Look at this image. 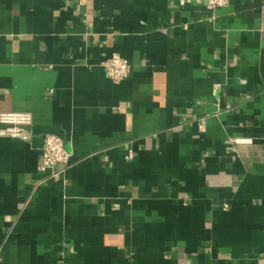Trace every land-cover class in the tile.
<instances>
[{"label":"crops","instance_id":"1","mask_svg":"<svg viewBox=\"0 0 264 264\" xmlns=\"http://www.w3.org/2000/svg\"><path fill=\"white\" fill-rule=\"evenodd\" d=\"M1 112L0 264H264V0H0Z\"/></svg>","mask_w":264,"mask_h":264},{"label":"built area","instance_id":"2","mask_svg":"<svg viewBox=\"0 0 264 264\" xmlns=\"http://www.w3.org/2000/svg\"><path fill=\"white\" fill-rule=\"evenodd\" d=\"M205 5L210 10L225 7L230 0H194ZM111 80L120 83L131 74L129 60L118 53H114L102 63ZM33 116L29 112H1L0 113V137H10L28 142L32 139ZM200 130H205L204 119L198 120ZM234 144H251L250 138L236 137L232 139ZM132 159L133 155L130 154ZM70 165V153L64 146V140L56 134H46L43 143V160L40 170L44 174V180L56 178L66 172Z\"/></svg>","mask_w":264,"mask_h":264}]
</instances>
